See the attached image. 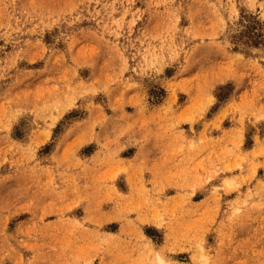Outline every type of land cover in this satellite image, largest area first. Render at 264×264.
Returning <instances> with one entry per match:
<instances>
[{
    "label": "rangeland",
    "instance_id": "obj_1",
    "mask_svg": "<svg viewBox=\"0 0 264 264\" xmlns=\"http://www.w3.org/2000/svg\"><path fill=\"white\" fill-rule=\"evenodd\" d=\"M264 264V0H0V264Z\"/></svg>",
    "mask_w": 264,
    "mask_h": 264
},
{
    "label": "bare ground",
    "instance_id": "obj_2",
    "mask_svg": "<svg viewBox=\"0 0 264 264\" xmlns=\"http://www.w3.org/2000/svg\"><path fill=\"white\" fill-rule=\"evenodd\" d=\"M161 262H162V264H164V260L163 259H161Z\"/></svg>",
    "mask_w": 264,
    "mask_h": 264
}]
</instances>
